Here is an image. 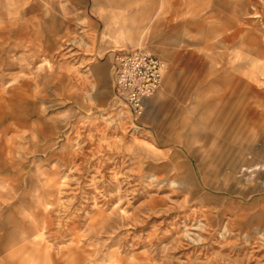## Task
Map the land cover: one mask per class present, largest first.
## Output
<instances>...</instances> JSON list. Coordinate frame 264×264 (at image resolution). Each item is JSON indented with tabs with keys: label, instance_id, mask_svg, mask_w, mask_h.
Returning <instances> with one entry per match:
<instances>
[{
	"label": "rangeland",
	"instance_id": "obj_1",
	"mask_svg": "<svg viewBox=\"0 0 264 264\" xmlns=\"http://www.w3.org/2000/svg\"><path fill=\"white\" fill-rule=\"evenodd\" d=\"M106 21L167 61L137 122ZM1 114L0 264H264V158L200 140L264 130V0H0Z\"/></svg>",
	"mask_w": 264,
	"mask_h": 264
},
{
	"label": "crops",
	"instance_id": "obj_2",
	"mask_svg": "<svg viewBox=\"0 0 264 264\" xmlns=\"http://www.w3.org/2000/svg\"><path fill=\"white\" fill-rule=\"evenodd\" d=\"M110 30H112V28H110V23L106 21L104 23V27L100 38L101 44L103 48L106 49V51L111 49L113 51L120 48H137V47H131L133 46V43H135L132 39L125 37L122 34H115V35L111 34ZM150 52H152L153 54L157 55L158 57L166 61L164 58H162L155 52L153 51ZM109 70L111 75V53L109 58ZM209 73H212V71H209ZM234 77L235 76L232 75L224 78L230 79L231 84H233ZM197 88H199V85H197ZM5 116L6 114H1L0 120H2V118H4ZM40 123L43 124L42 121H40ZM6 129L8 128L6 127ZM50 130H53V128L48 129V125H45L43 127L38 128V130H34V133L47 135L50 132ZM243 134L260 135L262 137H254V138L240 137ZM200 135H203L202 138L200 139L203 142L202 143L203 158L210 166L208 172L202 173V180L205 185L211 188L219 189L210 183V178L207 175V173L213 174L217 172V168L219 167L234 170L236 168H239V166H251L253 164L262 162V158H264V130H201ZM179 143L183 144L187 149L192 148V146L187 142L179 141ZM211 149L214 151L215 155L213 154L209 158L207 152ZM196 158H198V154ZM3 165L4 166L2 167L6 168L7 165L5 164ZM185 166L188 168L186 164ZM187 175H188V179L192 183H194L190 170L188 171ZM257 190L262 191V188H256L253 191H257ZM203 196H207V195L205 194L201 195V197ZM211 197L215 198L213 196ZM260 202L262 204V200H260Z\"/></svg>",
	"mask_w": 264,
	"mask_h": 264
},
{
	"label": "built area",
	"instance_id": "obj_3",
	"mask_svg": "<svg viewBox=\"0 0 264 264\" xmlns=\"http://www.w3.org/2000/svg\"><path fill=\"white\" fill-rule=\"evenodd\" d=\"M167 69L166 61L142 47L111 52L113 97L135 122L145 113L148 100L161 88Z\"/></svg>",
	"mask_w": 264,
	"mask_h": 264
}]
</instances>
